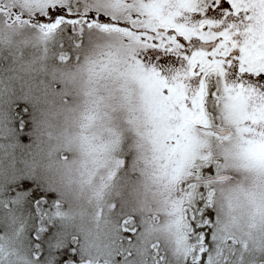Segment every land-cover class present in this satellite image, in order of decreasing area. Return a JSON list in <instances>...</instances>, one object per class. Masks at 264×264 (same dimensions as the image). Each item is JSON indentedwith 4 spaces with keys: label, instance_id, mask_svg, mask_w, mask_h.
<instances>
[{
    "label": "rangeland",
    "instance_id": "1",
    "mask_svg": "<svg viewBox=\"0 0 264 264\" xmlns=\"http://www.w3.org/2000/svg\"><path fill=\"white\" fill-rule=\"evenodd\" d=\"M164 1L153 0V9L158 12L168 8L167 0ZM22 2L28 4L25 11L11 1L0 0V18L25 22L17 17H30L34 9L41 11L47 0ZM105 6L119 18H127L129 12L142 7L140 0L127 3L110 0ZM37 30L32 41L38 43L41 55L46 56L45 39L53 35L46 36L41 29ZM114 40L115 37H106L99 46L93 44L81 53L63 48L59 54L71 56L72 61L65 68L58 59L55 63L59 78L66 81L63 88L71 101L60 111L66 122L60 128V138L65 135L60 143L65 147L62 158L77 157V164L84 170L87 185L84 193L77 196L86 218L90 220V215L97 221L92 225L89 221V229L100 227L104 220V215L95 209L104 198L102 187L108 194L119 192L114 185L118 174L116 181H124L126 177L132 188L130 197L141 201L138 207L142 245L157 240L187 252L182 182L189 179L193 168L198 170L201 161L211 159L217 164L218 174L228 175L226 179L212 181L210 189L220 216V232L240 239L242 250H247L264 228V150L255 147L248 150L246 137L241 134L220 137L210 131L189 128L167 99L160 97L151 72L137 65L130 53L112 48ZM77 56L81 57L78 62ZM223 113L221 110L219 116ZM121 166L125 168L124 174L119 173ZM80 182L81 179L78 184L71 182L74 191L81 190ZM103 237L90 243L93 253L79 264L104 259L101 255L113 245L104 242Z\"/></svg>",
    "mask_w": 264,
    "mask_h": 264
},
{
    "label": "snow or ice",
    "instance_id": "2",
    "mask_svg": "<svg viewBox=\"0 0 264 264\" xmlns=\"http://www.w3.org/2000/svg\"><path fill=\"white\" fill-rule=\"evenodd\" d=\"M140 2V10L119 18L105 6L110 0H47L41 11L17 19L41 29L46 36L53 30L59 33L70 52L81 53L93 44L99 46L106 37H115L110 46L130 53L137 65L151 72L160 97L166 98L177 114L193 118L203 114L215 121L221 110L227 113L239 105L240 134L264 136V0H167L178 7L158 12L152 7L153 0ZM80 58L76 57L77 62ZM57 59L72 61L63 52ZM19 139L27 142L29 138ZM217 175V164L209 159L201 161L198 170L193 168L189 179L182 182L190 191L181 204L188 248L181 264H264V252L249 253L236 240H222L218 235V215L210 190ZM36 182L23 179L18 187L23 192ZM41 184L39 181L36 190L22 200L30 202L45 195ZM48 197L52 199L51 194ZM134 223V217L124 218L122 231L137 233L135 226L128 227ZM49 236L52 229L45 238ZM72 239L79 241L78 236ZM72 247L69 243L57 252L59 259L53 264H66L69 259L79 264L77 254L69 256ZM155 247L158 250L159 244ZM34 259L40 264L44 256Z\"/></svg>",
    "mask_w": 264,
    "mask_h": 264
},
{
    "label": "trees",
    "instance_id": "3",
    "mask_svg": "<svg viewBox=\"0 0 264 264\" xmlns=\"http://www.w3.org/2000/svg\"><path fill=\"white\" fill-rule=\"evenodd\" d=\"M8 1L24 11L28 9V4L22 5V0ZM8 20L0 18V264H37L34 257L41 256L44 259L40 264H53L59 259L56 253L68 248L69 243L73 244L68 249L69 256L77 254L79 262L85 261L93 253L90 243L103 240V235L104 242L113 246L101 255L104 259L93 264H181L182 257L187 254L183 249L157 240L142 245V217L138 207L141 201L130 197L132 188L126 177L118 182V174L115 175L114 185L119 192L108 194L102 187L104 198L95 209L104 215V220L100 227L95 225V229H89L90 222L92 225L97 221L94 222L90 215V220L86 218L77 196L84 193L87 185L84 170L77 164V157L62 158L65 147L60 144L65 137L60 138V128L62 130L66 123L60 111L71 101L63 88L66 81L59 78V67L55 63L59 52L68 49V45L59 33L50 32L53 37L45 39L48 42L44 51L46 56L41 55L40 46L32 41L38 28L26 22ZM68 64L64 63L62 68ZM180 121L189 128L193 125L183 117ZM25 126H30L29 130L21 131ZM20 136L29 139L21 142ZM121 168L119 173L124 174L125 168ZM128 176L133 183L130 173ZM23 179L37 182L21 192L18 185ZM80 179L81 190L76 192L72 183L76 184ZM39 181L43 182L40 191L45 195L30 202L22 200L21 197L30 196L36 190ZM189 191L184 186L183 203L187 201ZM217 215L220 238L234 239L242 249L240 239L221 234L218 212ZM126 217L135 218L134 225L128 227L135 226L137 233L122 231L121 221ZM49 229H52V236L46 239ZM256 235L257 241L246 251L258 255L264 252V228ZM75 236L79 237L78 242L72 239ZM45 251L47 255H44ZM162 255L164 261L160 260ZM66 264L73 262L69 259Z\"/></svg>",
    "mask_w": 264,
    "mask_h": 264
},
{
    "label": "flooded vegetation",
    "instance_id": "4",
    "mask_svg": "<svg viewBox=\"0 0 264 264\" xmlns=\"http://www.w3.org/2000/svg\"><path fill=\"white\" fill-rule=\"evenodd\" d=\"M168 7L177 8L178 6L175 4H169ZM261 107H264V105H261ZM180 115V114H179ZM223 116H219L215 119V121H211V118L208 121V118L204 117L203 114H201L199 117L193 118L192 116H183L180 115V117L188 119V122L192 121L193 124L196 125V127L202 129V130H208L210 131L211 127H218L223 128L227 130V134H225V137H233L234 135H240V132L237 129V122L240 119V110L239 105H233L232 109L228 111L227 113H223ZM216 123V124H214ZM204 125L203 127L201 125ZM245 144L247 145L248 150L251 148H262L264 149V136H261L259 134H256L254 136L248 137L245 136Z\"/></svg>",
    "mask_w": 264,
    "mask_h": 264
},
{
    "label": "water",
    "instance_id": "5",
    "mask_svg": "<svg viewBox=\"0 0 264 264\" xmlns=\"http://www.w3.org/2000/svg\"><path fill=\"white\" fill-rule=\"evenodd\" d=\"M213 130L216 131V132H218L219 134H224V133H225V131L222 130V129H220V128H213ZM224 176H225V175H223V174H219V175H217V177L214 178L213 180H217V179H219V178H223Z\"/></svg>",
    "mask_w": 264,
    "mask_h": 264
}]
</instances>
